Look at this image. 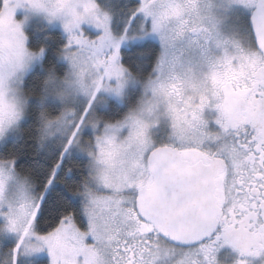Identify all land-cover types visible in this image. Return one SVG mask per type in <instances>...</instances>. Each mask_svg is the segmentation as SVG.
I'll return each instance as SVG.
<instances>
[{
	"label": "rangeland",
	"instance_id": "rangeland-1",
	"mask_svg": "<svg viewBox=\"0 0 264 264\" xmlns=\"http://www.w3.org/2000/svg\"><path fill=\"white\" fill-rule=\"evenodd\" d=\"M4 0L0 9V144L13 134L24 117L26 99L22 90L25 76L40 62L41 51L26 47L24 29L38 21L57 30L65 44L58 58L67 68L60 81L49 84V96L58 105L55 118L43 122L41 142H59L65 154L83 157L88 162L91 196L104 197L106 188H119L138 159L140 148L159 140L158 129L168 127L177 140L184 139L185 119L176 103L165 97L169 73L178 72L183 97H205L206 71L189 73V56L177 54L169 31L161 29L150 0H137L141 17L139 31L128 36L111 32L110 15L101 11L95 0ZM151 37L159 47L152 74L140 86L134 108L115 123L101 122L95 111L111 99L122 103L125 91L137 86L120 64V50L138 40ZM176 49V50H175ZM201 93V94H200ZM179 106L188 104L185 98ZM42 191L35 192L27 180L12 167L0 163V236L14 243L15 250L2 264L30 263L50 240L62 243L64 227L57 232H35L36 206ZM105 239H107L105 237ZM106 247L95 255L105 256Z\"/></svg>",
	"mask_w": 264,
	"mask_h": 264
},
{
	"label": "snow or ice",
	"instance_id": "snow-or-ice-1",
	"mask_svg": "<svg viewBox=\"0 0 264 264\" xmlns=\"http://www.w3.org/2000/svg\"><path fill=\"white\" fill-rule=\"evenodd\" d=\"M252 32L251 42L264 53L255 38V30ZM150 40V36L138 40L135 47L145 49ZM245 85H248L247 79ZM249 88L250 95L264 104V81L255 82V86ZM157 134L161 137L159 140L140 148L138 159L121 186L106 188L104 197L86 192L79 176L64 167V150H57L58 163L51 166L41 186L43 194L38 197L36 221H42L50 212L58 213L56 224L50 229L57 232L63 226V240L62 243L50 240L44 250L32 257V264H100L94 254L102 246L106 247L109 264H135V244H146L153 237L171 243L174 248L193 246L172 239L160 231L161 227L182 225L197 229L212 216L219 221L220 216L235 211L245 200L249 204L264 200V140L257 142L247 129L242 133L244 143L240 145L245 148L247 160L232 163L222 182L212 167V160L221 157L227 161L231 152L228 138L231 137L232 144L236 145L241 136L239 128L229 131L223 141L215 143L210 139L204 142L177 140L168 127L158 129ZM232 159L236 161L237 158L233 156ZM62 174L64 184L57 182ZM74 180L78 182L77 194H74L75 189L70 191L68 183ZM222 191L224 200L221 203ZM217 206L220 208L218 214ZM41 231L47 235L49 228ZM207 239L211 244L218 243L220 234L212 229ZM198 243L203 245L204 238ZM122 246L125 254L133 253L127 260L119 256ZM257 251H264V248H249V254L255 255ZM175 260L176 257L172 261L165 259L161 264H175Z\"/></svg>",
	"mask_w": 264,
	"mask_h": 264
},
{
	"label": "flooded vegetation",
	"instance_id": "flooded-vegetation-1",
	"mask_svg": "<svg viewBox=\"0 0 264 264\" xmlns=\"http://www.w3.org/2000/svg\"><path fill=\"white\" fill-rule=\"evenodd\" d=\"M3 1L0 0V9ZM150 2L166 35L169 31L172 41L186 44V48L177 45L178 50H175L177 54H188L189 73L206 71V78H202L206 85L205 97H185L188 104L183 106L177 104L185 99L178 86L183 77L175 71L165 77V81L172 84L167 87L169 90L164 91L165 97L177 102L179 114L190 113L185 119L184 140L204 142L210 139L215 143L223 141L229 131L241 130L236 145L232 144L231 137L228 138L231 152L227 161L215 158L224 167L219 174L222 182L232 163L247 160L245 148L240 147L244 143V130L252 133L257 142L264 140V104L250 95L249 88L255 86V82L264 81V63L251 42L248 23L255 0ZM245 79L248 85H245ZM233 156L236 161H233ZM223 200L222 191L220 202ZM217 208L220 212L219 206ZM225 220L227 223H221ZM216 221V230L220 234L218 243L211 244L207 239L203 245L199 243L181 249L153 237L146 244H135V264H161L162 260L172 261L173 257H176L175 264H264V251L249 254L251 246L264 248V200L251 204L245 200L236 206L235 211L220 216ZM240 238L243 240L241 244L238 242ZM212 239H216L215 233ZM132 255L131 251L125 254L123 246L120 248L119 256L124 260ZM97 259L100 264H109L107 254Z\"/></svg>",
	"mask_w": 264,
	"mask_h": 264
},
{
	"label": "trees",
	"instance_id": "trees-1",
	"mask_svg": "<svg viewBox=\"0 0 264 264\" xmlns=\"http://www.w3.org/2000/svg\"><path fill=\"white\" fill-rule=\"evenodd\" d=\"M95 4L110 15L111 32L115 36L133 35L139 31L142 19L138 13L137 0H95ZM24 35L27 49L33 52L41 51L42 55L39 64L23 79L22 90L26 99L24 117L13 134L0 144V163L11 165L12 171L17 176L27 180L33 190L39 192L51 171V166L58 163L57 150L62 147L59 142L42 144L41 130L43 122L57 115L58 105L48 93H50L49 84L52 81L62 80L66 75V65L58 58L65 41L57 30L47 28L38 21L30 23L24 29ZM158 54L159 47L153 41H150L145 49H138L133 44L120 50V64L137 86H131L125 91L120 104L111 99L106 100L105 107L95 111L96 119L115 123L135 107L140 98L139 86L152 74ZM64 167L79 176L82 187L87 188L89 170L86 159L74 154H66ZM85 172L87 175L84 174ZM57 182L60 184L66 182L63 174L57 178ZM68 183L70 191L75 189L74 194H77L78 182L74 180ZM57 215L56 212H50L40 222L35 218V232L43 235L42 228H49L51 232L50 226L56 224ZM14 250V243L0 236V264ZM18 264H32V261Z\"/></svg>",
	"mask_w": 264,
	"mask_h": 264
},
{
	"label": "water",
	"instance_id": "water-1",
	"mask_svg": "<svg viewBox=\"0 0 264 264\" xmlns=\"http://www.w3.org/2000/svg\"><path fill=\"white\" fill-rule=\"evenodd\" d=\"M249 27L251 34L253 35L252 30H255V38L259 43V48L264 49V0H255L254 8L249 16ZM256 48V46H255ZM257 49V48H256ZM262 57L264 63V53L258 51ZM212 167L215 172L219 175L223 170V164L220 160L213 159ZM216 213H219L218 208L216 207ZM217 221L216 217L212 216L205 221V223L197 228H189L187 226L177 225L176 227H161L160 231L165 232L167 235L171 236L174 240L183 241L188 245H197L201 237L204 238V241L207 240V233L212 229H216ZM240 244L243 240L240 238L238 241ZM171 244V243H170Z\"/></svg>",
	"mask_w": 264,
	"mask_h": 264
}]
</instances>
